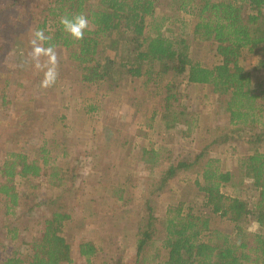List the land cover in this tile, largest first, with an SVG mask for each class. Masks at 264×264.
I'll return each mask as SVG.
<instances>
[{
    "label": "rangeland",
    "instance_id": "obj_1",
    "mask_svg": "<svg viewBox=\"0 0 264 264\" xmlns=\"http://www.w3.org/2000/svg\"><path fill=\"white\" fill-rule=\"evenodd\" d=\"M52 1L0 0V261L15 251L37 250L45 219L62 211L70 215L63 234L71 245L72 264H87L79 249L85 241L99 250L94 264H133L144 195L164 168L145 162L141 148L162 150L161 162L196 155L214 135L230 129L226 101L212 86L182 82L179 102L199 114V126L190 135L183 122L168 130L160 113L152 120L153 110L160 112L165 104L164 89L155 96L152 84L125 75L120 81L85 82L82 68L71 58L73 48L63 46H56L57 81L42 88L43 73L33 67L28 53L33 33L47 16L45 6ZM181 1L159 0L156 15L169 16L164 30L184 33L191 40L192 57L211 66L218 57L210 42L193 35L195 14L180 8ZM53 23L49 19L48 29ZM263 62V55L243 50L242 63L255 75L253 87L260 92ZM252 150L250 144L229 141L209 152L222 159L238 182L239 157ZM12 153L40 165L41 174L5 181L3 165ZM193 175L182 174L153 196L159 216H165L170 204L199 201L190 181ZM4 185L12 189L10 194L2 190ZM250 185L247 180L240 191L233 186L225 191L253 200ZM212 227L230 232L234 225L218 216Z\"/></svg>",
    "mask_w": 264,
    "mask_h": 264
},
{
    "label": "trees",
    "instance_id": "obj_2",
    "mask_svg": "<svg viewBox=\"0 0 264 264\" xmlns=\"http://www.w3.org/2000/svg\"><path fill=\"white\" fill-rule=\"evenodd\" d=\"M195 1L182 0L180 8L194 12L193 35L210 42L218 57L211 66L192 57L191 40L184 33L164 30L170 17L156 15L159 0H54L45 6L47 16L37 29L52 37L49 43L73 48L71 58L82 68L85 82L120 81L125 75L152 84L155 96L164 89L165 104L160 112L153 110L152 120L160 113L168 130L183 122L190 135L199 126V114L179 102L180 83L212 86L225 98L230 129L214 135L196 155L167 157V164L161 162L162 150L141 148L145 162L164 164V168L144 195L133 264H264V91L253 87L255 75L242 63L243 50L264 56V0H199L194 5ZM75 13H84L90 20L79 41L59 24L62 15ZM49 19L54 21L52 30ZM176 104L182 109H176ZM229 141L253 146L239 157L238 182L222 159L209 152L212 146ZM10 156L3 165L5 181L41 174L42 167L26 155ZM184 173L194 174L190 181L199 201L170 204L165 216H159L153 196ZM247 180L255 190L253 200L225 191L228 186L240 191ZM2 190L10 194L12 189L4 185ZM13 203L17 204L16 194ZM218 216L231 222L233 230L213 228ZM69 218L68 213L54 211L45 219L37 250L15 251L0 264H72L71 245L63 234ZM79 249L87 264H94L97 246L85 241Z\"/></svg>",
    "mask_w": 264,
    "mask_h": 264
},
{
    "label": "clouds",
    "instance_id": "obj_3",
    "mask_svg": "<svg viewBox=\"0 0 264 264\" xmlns=\"http://www.w3.org/2000/svg\"><path fill=\"white\" fill-rule=\"evenodd\" d=\"M59 24L72 39L79 41L84 39L85 32L89 30L90 20L84 13L64 14L59 18ZM51 39L43 29H38L30 40L31 50L28 56L33 67L43 73L40 82L42 88L52 87L59 75V57L56 46L49 43Z\"/></svg>",
    "mask_w": 264,
    "mask_h": 264
}]
</instances>
